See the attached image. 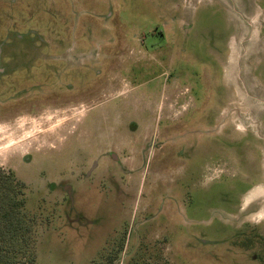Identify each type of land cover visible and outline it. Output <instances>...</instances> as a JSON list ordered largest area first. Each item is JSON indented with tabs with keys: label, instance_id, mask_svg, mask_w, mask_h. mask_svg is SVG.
Masks as SVG:
<instances>
[{
	"label": "rangeland",
	"instance_id": "rangeland-1",
	"mask_svg": "<svg viewBox=\"0 0 264 264\" xmlns=\"http://www.w3.org/2000/svg\"><path fill=\"white\" fill-rule=\"evenodd\" d=\"M0 48L25 264H264V0H0Z\"/></svg>",
	"mask_w": 264,
	"mask_h": 264
},
{
	"label": "trees",
	"instance_id": "trees-1",
	"mask_svg": "<svg viewBox=\"0 0 264 264\" xmlns=\"http://www.w3.org/2000/svg\"><path fill=\"white\" fill-rule=\"evenodd\" d=\"M12 174L0 171V264L33 263L26 254L29 228L24 223L23 193Z\"/></svg>",
	"mask_w": 264,
	"mask_h": 264
},
{
	"label": "flooded vegetation",
	"instance_id": "flooded-vegetation-1",
	"mask_svg": "<svg viewBox=\"0 0 264 264\" xmlns=\"http://www.w3.org/2000/svg\"><path fill=\"white\" fill-rule=\"evenodd\" d=\"M153 35H155V33H153ZM159 35L163 36L164 33L159 32ZM9 59L10 58H7L4 51L0 48V77L4 80V83H7L5 81L6 72H7L6 70L7 66L5 64L6 61L7 62L14 61L13 63L16 68H14L13 71L10 72L12 73V75L15 76L16 73H18V76H19V74L21 73V69L19 68L20 62H17L16 60H9ZM18 76H17L16 81L14 80L15 81L14 83H16L17 86H21L20 81H18L19 80ZM2 97H5V95L2 94ZM17 99L18 98H15L14 100H12V104H10L11 106H13L14 112H16V109L18 105L20 104V101H19L20 99H18V101ZM1 108L3 110L2 111V115H3L4 112L6 113V109L8 108L7 102H5V100L2 102ZM143 110L146 111L145 118L149 121L150 115H151V113L149 112L150 111L149 107L147 106L143 107ZM130 127L132 128L131 130H134V127H136V124L132 122L130 124ZM162 142L163 140H153L152 142L146 140V142H144V145H143L144 146L143 152L145 153L150 148L154 147L153 150L151 151L157 154L158 158L163 159L164 161L163 164L165 165L167 164V162L170 163L169 161H171L172 162L171 166L173 170L175 169V172L177 173L180 171L179 169H182L180 172L183 173L184 178H191V179L196 178L197 174L200 173V170H198V164H200L201 162L203 164L209 163L213 159V156H210L209 158L203 159V161L199 160L198 159L199 156L197 153H195V149L193 148L194 147L193 140H185V139L180 140L179 139V140L170 141L174 143L173 146L178 147L176 150H174V152L170 151V154H167L165 153V151L161 150ZM223 143H225V141H223ZM223 145H227V143ZM200 154L202 155L203 152H200ZM140 155L143 156V154H140ZM214 159H215V156H214ZM203 164H202L201 171L203 169Z\"/></svg>",
	"mask_w": 264,
	"mask_h": 264
}]
</instances>
